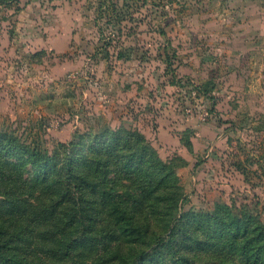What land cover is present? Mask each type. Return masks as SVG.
I'll list each match as a JSON object with an SVG mask.
<instances>
[{"label":"rangeland","instance_id":"obj_1","mask_svg":"<svg viewBox=\"0 0 264 264\" xmlns=\"http://www.w3.org/2000/svg\"><path fill=\"white\" fill-rule=\"evenodd\" d=\"M121 126L175 157L183 211L264 222V0H0V127L52 153Z\"/></svg>","mask_w":264,"mask_h":264},{"label":"trees","instance_id":"obj_2","mask_svg":"<svg viewBox=\"0 0 264 264\" xmlns=\"http://www.w3.org/2000/svg\"><path fill=\"white\" fill-rule=\"evenodd\" d=\"M175 160L122 126L78 133L52 153L0 127V264H96L105 253L114 264H264L259 213L183 211Z\"/></svg>","mask_w":264,"mask_h":264}]
</instances>
